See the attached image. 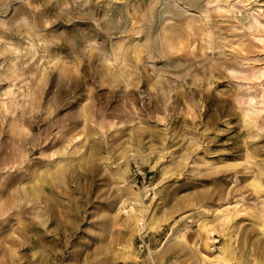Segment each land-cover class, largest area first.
I'll use <instances>...</instances> for the list:
<instances>
[{
	"label": "rangeland",
	"instance_id": "obj_1",
	"mask_svg": "<svg viewBox=\"0 0 264 264\" xmlns=\"http://www.w3.org/2000/svg\"><path fill=\"white\" fill-rule=\"evenodd\" d=\"M0 264H264V0H0Z\"/></svg>",
	"mask_w": 264,
	"mask_h": 264
}]
</instances>
